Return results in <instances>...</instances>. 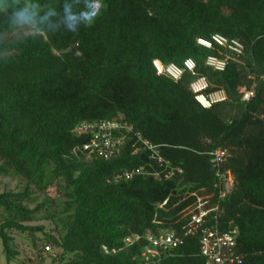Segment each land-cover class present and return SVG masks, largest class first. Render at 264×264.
I'll list each match as a JSON object with an SVG mask.
<instances>
[{"label": "trees", "instance_id": "trees-1", "mask_svg": "<svg viewBox=\"0 0 264 264\" xmlns=\"http://www.w3.org/2000/svg\"><path fill=\"white\" fill-rule=\"evenodd\" d=\"M214 34L243 46L223 72L196 43ZM188 59L194 73L176 82L154 66ZM198 78L226 100L203 109ZM104 121L131 132L116 156H88L74 129ZM217 149L235 184L206 226L237 230L240 264H264V0H0V176L24 183L0 193L6 261L13 233L37 253L40 236L48 264H138L146 233H172L182 245L156 264H203L183 216L214 194Z\"/></svg>", "mask_w": 264, "mask_h": 264}, {"label": "built area", "instance_id": "built-area-1", "mask_svg": "<svg viewBox=\"0 0 264 264\" xmlns=\"http://www.w3.org/2000/svg\"><path fill=\"white\" fill-rule=\"evenodd\" d=\"M196 43L206 50L215 51L217 54L206 57L204 64L215 72H223L232 58H237L243 52V46L238 40H229L221 35L214 34L208 39L198 38ZM154 66L160 74L173 81L181 79L184 73L193 74L195 63L192 60H185L182 67L173 64L161 65L154 62ZM189 91L194 100L203 108L210 109L212 105L225 101L223 91L207 93L209 84L205 78H198L190 83ZM242 101L252 98L251 91H241ZM131 128L115 121H104L99 123H79L74 129L77 136L88 135L91 137L89 143L82 147L88 156L95 155L103 159H110L116 156L122 147L124 135L130 133ZM142 145L156 158L158 163L163 161L157 156V152L147 142L136 136ZM228 157L226 150L217 149L210 153L209 163L215 170L214 194L198 197L193 208L187 209L184 218L188 217L183 236L198 237L199 255L203 264H240L241 257L236 252L237 230L221 231L216 226L207 227L206 218L212 214L219 213V204L233 190L234 177L228 170L221 171L223 163ZM137 174L140 171L136 172ZM133 173L125 175V179H131ZM217 199L216 203H210L211 199ZM217 216H215L216 219ZM135 236L132 242L140 240ZM146 248L141 253V262L138 264H156L160 259L167 257L170 251L182 245V238L172 233H164L159 236L146 233L144 235ZM47 251L48 248H45Z\"/></svg>", "mask_w": 264, "mask_h": 264}, {"label": "rangeland", "instance_id": "rangeland-1", "mask_svg": "<svg viewBox=\"0 0 264 264\" xmlns=\"http://www.w3.org/2000/svg\"><path fill=\"white\" fill-rule=\"evenodd\" d=\"M23 186L24 183L19 179L0 176V193L4 191H18L22 189ZM53 195L54 194L51 192L50 196ZM42 198H43L42 196H38V201L41 202ZM30 225L44 226L47 232H50V230H52V225L49 222H46L41 219ZM12 236L14 239L15 251L17 252V256L15 257L14 260L10 262L6 261V257L0 242V264H48L49 263L48 256H52L55 253L53 249H50V251H45V253L44 252L42 253L41 251L42 242L40 240V236L37 237L38 246H39L38 253L35 250H33V248L31 247V243L27 235L13 233ZM37 254H40V256L43 257L44 259L43 262L41 261V259L38 257L39 255ZM29 260L32 263H29Z\"/></svg>", "mask_w": 264, "mask_h": 264}]
</instances>
